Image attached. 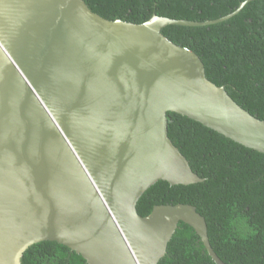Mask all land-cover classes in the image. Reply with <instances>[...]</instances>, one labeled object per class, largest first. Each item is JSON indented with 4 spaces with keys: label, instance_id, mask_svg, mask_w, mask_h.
Masks as SVG:
<instances>
[{
    "label": "water",
    "instance_id": "water-1",
    "mask_svg": "<svg viewBox=\"0 0 264 264\" xmlns=\"http://www.w3.org/2000/svg\"><path fill=\"white\" fill-rule=\"evenodd\" d=\"M215 22L134 24L84 0H0V264L46 241L88 264H158L179 222L225 264L194 206L137 211L159 181H203L168 135L170 112L264 154V121L162 34Z\"/></svg>",
    "mask_w": 264,
    "mask_h": 264
},
{
    "label": "trees",
    "instance_id": "trees-1",
    "mask_svg": "<svg viewBox=\"0 0 264 264\" xmlns=\"http://www.w3.org/2000/svg\"><path fill=\"white\" fill-rule=\"evenodd\" d=\"M84 1L111 21L142 24L154 15L195 23L216 21L169 25L162 34L195 52L207 78L264 121V0ZM167 125L173 144L203 181L190 185L159 181L139 199L138 213L145 217L155 206L192 205L205 218L209 243L225 264H264V154L177 113L167 114ZM21 264L88 263L67 246L46 241L31 246ZM158 264L216 263L195 230L179 222Z\"/></svg>",
    "mask_w": 264,
    "mask_h": 264
}]
</instances>
